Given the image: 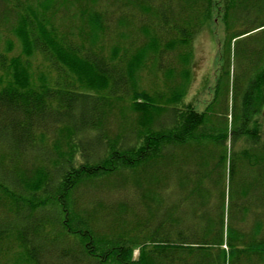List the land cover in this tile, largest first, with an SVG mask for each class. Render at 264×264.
<instances>
[{"label": "trees", "instance_id": "trees-1", "mask_svg": "<svg viewBox=\"0 0 264 264\" xmlns=\"http://www.w3.org/2000/svg\"><path fill=\"white\" fill-rule=\"evenodd\" d=\"M214 15L229 44L264 0H0V264H264V56L229 153L183 101Z\"/></svg>", "mask_w": 264, "mask_h": 264}, {"label": "rangeland", "instance_id": "rangeland-1", "mask_svg": "<svg viewBox=\"0 0 264 264\" xmlns=\"http://www.w3.org/2000/svg\"><path fill=\"white\" fill-rule=\"evenodd\" d=\"M262 18L263 15L259 18L257 15L250 13L245 15L240 23L242 28L249 29ZM7 38H10L13 44L10 51L5 50ZM20 50V45L12 34L1 35L0 52L2 54L10 57L19 54ZM263 51L264 27L235 37L228 44L221 17L216 15L196 33L193 39L191 63L189 64L190 81L183 101L190 102L198 110H203L205 105L212 102L210 114L213 120L220 121V127H223L226 131V144L229 146V149L226 150L228 153L231 134L234 127H236V119L242 112L246 99H249V97L246 98L249 95L246 83L250 80V74H253L256 69V66L252 63L256 59L260 60V55L264 56ZM170 54L175 53L171 52ZM30 63L35 72L48 71L45 62L37 54L30 58ZM178 72H176L174 78H177ZM136 79L138 86L152 95L155 91L162 93L168 91L167 83H164V76L161 73L152 78L147 69L139 70ZM218 83L219 85H217ZM171 84H175L174 79ZM167 95V92H165L164 96L167 97ZM256 95L255 100L258 99L257 91ZM126 113L129 112L126 111ZM259 116H264V110ZM93 136H95L94 132L88 134L85 141L87 142L88 138L92 137L94 143ZM226 155L228 157V154ZM3 223V216L0 214V224ZM137 254L138 250L135 249L134 256H137Z\"/></svg>", "mask_w": 264, "mask_h": 264}]
</instances>
